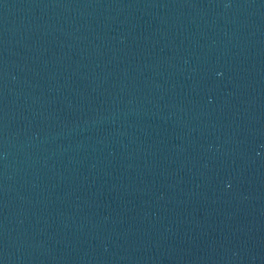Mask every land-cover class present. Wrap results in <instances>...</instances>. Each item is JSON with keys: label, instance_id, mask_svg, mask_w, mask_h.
Here are the masks:
<instances>
[{"label": "water", "instance_id": "obj_1", "mask_svg": "<svg viewBox=\"0 0 264 264\" xmlns=\"http://www.w3.org/2000/svg\"><path fill=\"white\" fill-rule=\"evenodd\" d=\"M250 1L254 0H0V5L73 15L145 16L202 11Z\"/></svg>", "mask_w": 264, "mask_h": 264}]
</instances>
